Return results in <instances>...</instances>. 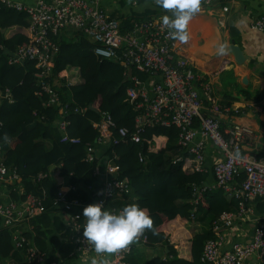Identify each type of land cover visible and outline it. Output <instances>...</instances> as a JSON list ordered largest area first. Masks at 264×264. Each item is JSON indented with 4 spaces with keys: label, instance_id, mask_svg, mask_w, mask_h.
I'll return each instance as SVG.
<instances>
[{
    "label": "built area",
    "instance_id": "1",
    "mask_svg": "<svg viewBox=\"0 0 264 264\" xmlns=\"http://www.w3.org/2000/svg\"><path fill=\"white\" fill-rule=\"evenodd\" d=\"M221 1L201 0L204 6L220 4ZM1 8L24 13L29 19L27 43L9 52L7 65L21 67L26 62L34 64V78L38 87L36 96H45V107L60 106L59 90L63 86L72 85L66 72H61L53 81L51 78L58 53L54 40L65 29L83 34L94 45L93 54L97 58L118 63L124 69V75L130 82L125 90V101L135 113L134 129L131 133L124 128L116 129L111 115L101 113L100 122L92 124V129L96 131L95 142L85 145L86 163L98 160L96 146L102 145L107 149L109 143L117 144V139L111 141L113 130H117L119 138L132 143L144 141L148 151L156 152L163 149L165 144L155 137L146 141L141 135L147 128L174 127L178 130L177 145L184 154L193 158L190 170L205 174V145L210 143L218 156L217 162L210 169L214 187L234 199L237 210L221 214L213 223V229L218 235L216 239L204 243L200 262L244 264L250 257L264 251V223L255 226L252 240L247 244H234L224 249L221 236L224 230L234 226L236 220L252 214L248 204H264V156L258 157L245 150L246 142L252 136L249 126L234 124L225 130L221 128L222 115L228 112L237 114L240 109L223 107L219 103L214 96L212 79L196 72L194 65L182 57L180 42L170 38L168 29L158 23L163 15L134 18L128 25H123L121 20L101 8L97 0H37L30 5L0 0ZM221 9L223 13L229 10L226 6ZM250 27L252 31L264 34V15L259 16ZM0 50L3 47L0 46ZM131 70L143 75L144 80L131 76ZM5 101L12 103L11 93L8 89H0V103ZM261 104L264 105V102ZM67 106L62 107L63 114ZM85 110L75 107L73 112L83 113ZM66 127L64 117L60 118L58 128L63 133L62 141L80 144L78 139L68 138ZM113 160L115 156L106 158L105 170L111 177L103 184L101 198L91 204L103 202L104 209L117 213L119 210L108 207L107 201L127 195L130 189L127 179L117 178L120 170L113 164ZM142 160V156H139V161ZM45 177L40 174L38 179ZM11 191L19 197L15 202L10 199ZM70 191H75V187L68 184L57 192L53 205L64 212V226L71 233L77 251H91V245L82 237L85 223L82 210L90 204L67 199L66 193ZM205 191H209V188L204 182L194 186L190 204L197 206ZM2 195H5L6 202L2 200ZM21 195L20 178L16 169L5 163V151L0 142V229H6L12 235L13 250H18L28 264H33L42 259V254L38 253L31 239L25 236L33 237L32 229L31 234L21 236L18 226L21 223L28 224L31 219L42 214L43 196L27 195L20 199ZM137 239L145 243V238ZM131 251L129 245L113 254V264H126L124 258Z\"/></svg>",
    "mask_w": 264,
    "mask_h": 264
},
{
    "label": "trees",
    "instance_id": "2",
    "mask_svg": "<svg viewBox=\"0 0 264 264\" xmlns=\"http://www.w3.org/2000/svg\"><path fill=\"white\" fill-rule=\"evenodd\" d=\"M230 1L222 0L220 7ZM2 9L0 89H8L12 96V103H0V142L5 151V163L12 165L20 178V199L27 195L43 196L42 214L28 223L33 237L25 235L26 238L31 239L45 257V264L67 262L75 245L68 240V233L64 232L65 226L60 219L56 236L52 235V216L64 213L54 207V197L63 190L66 180L76 189L66 193L67 199L87 200V194L78 187L94 185L97 182L94 175L96 167L103 170V165L98 166L99 160L91 164L84 161L85 145L93 144L96 139L92 124L100 122L101 113L111 115L116 129L124 128L129 133L133 131L135 113L125 101V90L130 82L118 63L99 59L93 54L94 45L83 34L77 32L69 39L59 36L54 40L58 53L52 67V81L61 71L71 69L74 70L71 77L75 76L77 82L59 90L60 106L45 107V96H36L38 87L34 64L26 62L21 67L7 65L9 52L27 42L19 34L5 39L2 32L13 26L28 27V19L24 13ZM134 18L140 17L121 20L122 24L128 25ZM130 74L144 80L143 75L133 70ZM243 97L247 102L260 104L262 100L264 102V91L253 97L243 92ZM66 105L63 114L62 107ZM75 107L86 110L74 113ZM62 117L67 122L68 138L78 139L80 144L62 141L63 133L58 128ZM177 133L174 127L147 128L141 135L144 140L149 141L152 137H165L167 140L163 149L150 152L146 142H129L119 138L117 130H113L111 141L117 139V144L109 143L103 154L108 159L115 156L113 164L120 170L117 178L127 179L130 189L127 195L108 200L107 206L122 210L124 206L137 204L148 210L153 227L140 236L145 238L146 247L151 248L170 239L167 259L155 258L141 263V256L132 249L130 255L124 258L126 264H204L200 262L204 243L216 239L218 235L213 223L221 214L237 210V202L218 189L203 192L197 206L190 204L193 187L201 185L206 180V174L190 170L193 158L184 154L177 145ZM139 156H142V162ZM40 174L46 177L38 179ZM10 199L15 202L19 197L11 191ZM254 204L257 208L264 205L259 202ZM248 208H252L251 204ZM187 224L198 225L200 231L184 236L182 226ZM0 264H28L18 250H13L11 236L6 229H0Z\"/></svg>",
    "mask_w": 264,
    "mask_h": 264
},
{
    "label": "crops",
    "instance_id": "3",
    "mask_svg": "<svg viewBox=\"0 0 264 264\" xmlns=\"http://www.w3.org/2000/svg\"><path fill=\"white\" fill-rule=\"evenodd\" d=\"M11 1L30 5L37 0ZM97 2L110 16L119 20L170 13L167 10L160 9L155 4V0H97ZM220 5L213 3V5L204 6L201 2L200 11L193 16L189 24L190 39L186 43H180L182 47L181 54L184 59L194 65L199 75L212 79L214 96L223 107H237L240 109V113L237 114L234 112L224 113L220 119L221 128L225 130L234 124L249 126L252 130V136L247 140L244 148L247 152H251L258 157H263L264 105L261 104L263 100L260 104L247 102L243 97V92H247L253 97L257 93L264 91V34L256 33L250 27L259 16L264 15V0H231L225 3V6L229 9L227 13L222 12ZM212 17L217 19L218 25L211 19ZM29 26L30 23L28 27H9L2 33L5 39L15 34L22 35L27 42ZM76 33L72 29H65L60 36L69 39ZM230 45L238 46L244 56L247 57L244 64L237 65L234 62L233 54L228 50ZM221 46L225 47L224 52L219 51ZM65 72L70 74L68 81L74 85L77 82L75 76L71 77L74 70L70 69ZM242 78L247 79V85L242 84ZM155 139L161 140L164 144L167 142L165 137H155ZM95 149L96 159L99 160L98 166L103 165V170L100 171L97 168L95 175L97 182L94 185L90 187H78L87 194V200L81 202L83 204H91L100 199L103 184L111 177L106 173L104 166L107 157H104L103 154L106 149L102 145L96 146ZM204 156L206 167V180L204 183L209 188V191H212L215 190V187L210 169L217 162L218 156L216 149L210 143L205 145ZM66 185H68L67 181L64 180L63 189ZM2 200L6 202L5 195H2ZM251 206V215H244L243 219L236 220L233 227L221 233L224 249H229L234 244L250 243L255 226L264 223V205H260L257 208L252 203ZM59 219L64 224V218H62L61 214L58 213L52 216L50 230L53 236H56V226ZM18 230L21 236L31 234L29 224L21 223L18 226ZM182 230L184 236L189 237L199 232L200 227L198 225L188 226L187 224L186 226H182ZM65 231L68 233V240L72 243L71 233L64 227ZM10 236L12 238L11 234ZM169 241L170 239L167 238L165 243L148 248L144 245L145 243L137 239L130 246L134 253L141 256L139 258L142 263L143 261L155 258L161 260L167 259V244ZM38 253L41 252L38 251ZM93 260H96L98 264H101V262L113 264L114 257L113 254H96L93 250L86 251L81 249L77 251L74 246L72 255L67 262L60 261L46 264H92ZM24 261L26 262L25 259ZM35 264H45V257L35 262ZM244 264H264V251L250 257Z\"/></svg>",
    "mask_w": 264,
    "mask_h": 264
},
{
    "label": "clouds",
    "instance_id": "4",
    "mask_svg": "<svg viewBox=\"0 0 264 264\" xmlns=\"http://www.w3.org/2000/svg\"><path fill=\"white\" fill-rule=\"evenodd\" d=\"M155 4L171 13L164 14L158 20V23L168 29L169 37L186 43L190 39L189 24L200 11L201 0H155ZM219 51L224 52L225 47L221 46ZM82 216L85 218L82 237L96 254L118 253L139 238L145 230L153 227L148 210L137 204L124 206L122 210L113 213L104 209L103 202H98L84 207ZM92 264L98 262L93 260Z\"/></svg>",
    "mask_w": 264,
    "mask_h": 264
},
{
    "label": "water",
    "instance_id": "5",
    "mask_svg": "<svg viewBox=\"0 0 264 264\" xmlns=\"http://www.w3.org/2000/svg\"><path fill=\"white\" fill-rule=\"evenodd\" d=\"M211 19L218 25V21L215 17H212ZM228 50H230L231 53L233 54V60L237 65H242L247 60V57L244 56V54L242 53V51L240 50L238 46L230 45L228 47ZM241 82L243 85H247L248 83L246 78H242Z\"/></svg>",
    "mask_w": 264,
    "mask_h": 264
}]
</instances>
